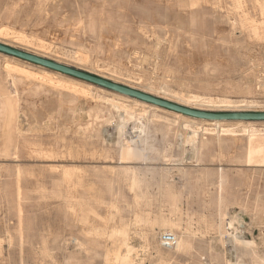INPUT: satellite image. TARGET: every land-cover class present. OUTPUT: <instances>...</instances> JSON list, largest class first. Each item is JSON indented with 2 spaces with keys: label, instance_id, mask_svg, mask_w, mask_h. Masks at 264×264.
Returning a JSON list of instances; mask_svg holds the SVG:
<instances>
[{
  "label": "rangeland",
  "instance_id": "obj_1",
  "mask_svg": "<svg viewBox=\"0 0 264 264\" xmlns=\"http://www.w3.org/2000/svg\"><path fill=\"white\" fill-rule=\"evenodd\" d=\"M249 1L0 0V44L187 108L264 112V19ZM29 64L0 53V264H264V151L247 163L244 132L264 123L182 120ZM169 230L184 253L162 247Z\"/></svg>",
  "mask_w": 264,
  "mask_h": 264
},
{
  "label": "bare ground",
  "instance_id": "obj_2",
  "mask_svg": "<svg viewBox=\"0 0 264 264\" xmlns=\"http://www.w3.org/2000/svg\"><path fill=\"white\" fill-rule=\"evenodd\" d=\"M201 1V0H200ZM207 1H209V0H207ZM224 1V0H223ZM227 1H229V0H227ZM240 0H238V2H239ZM197 2H198V0H191V4H192V6H195L196 4H197ZM236 2V1H235ZM237 2V4H239ZM249 2H252V6H253V9H255V10H257V12H258V10H259V13H260V17H262L263 19H264V0H250ZM229 3V2H228ZM243 3V2H242ZM170 4V3H169ZM187 4V3H186ZM188 4H190V2L188 3ZM236 4V5H237ZM251 5V4H250ZM226 6V5H225ZM40 7V6H39ZM200 7H201V5H200ZM243 7V6H242ZM241 6H240V8H242ZM221 8H222V6H221ZM226 8V7H225ZM181 10H182V8H180ZM201 9V8H200ZM237 9H239V8H237ZM245 9V8H244ZM243 9V10H244ZM249 10V9H248ZM179 11V10H178ZM192 11V10H191ZM236 11H238V10H236ZM246 11V10H245ZM244 11V12H245ZM10 12H12V11H10ZM243 12V13H244ZM258 13V14H259ZM8 14V13H7ZM257 14V13H256ZM250 16V15H249ZM258 16V15H257ZM244 17H246L245 18V20L248 22V18H247V14L244 16ZM9 18V17H8ZM85 18V17H84ZM261 18V19H262ZM191 19H193V18H191ZM198 19V18H197ZM244 19V18H243ZM251 19V18H250ZM231 20V19H230ZM240 20V19H239ZM254 20V19H253ZM102 21V20H101ZM234 21V20H233ZM242 21V20H241ZM252 21V20H251ZM257 21H260V20H257ZM264 21V20H263ZM101 23V22H100ZM233 23V22H232ZM241 23V22H240ZM244 23V22H243ZM251 23V22H250ZM261 23H263V22H261ZM253 24V23H252ZM193 25V24H192ZM248 25V24H247ZM102 26V25H101ZM239 26V25H238ZM257 26V25H256ZM259 26H260V24H259ZM82 27V26H81ZM152 27V26H151ZM191 27V26H190ZM93 28V27H92ZM144 28V27H143ZM146 28V27H145ZM240 28V27H239ZM243 28H245V26L243 27ZM76 29H78V28H76ZM81 29V28H80ZM89 29V28H88ZM166 29V28H165ZM169 29V28H168ZM167 30V29H166ZM235 30V29H234ZM91 31H93V30H91ZM141 31V30H140ZM245 31H247V30H245ZM100 32H101V30H100ZM167 32V31H166ZM84 33V32H83ZM245 33V32H244ZM246 34V33H245ZM247 37V36H246ZM167 38V37H166ZM100 41V40H99ZM163 41V40H162ZM159 42V41H158ZM160 43V42H159ZM161 43H163V42H161ZM176 45V44H175ZM161 46V45H160ZM168 46V45H167ZM162 47V46H161ZM159 48V47H158ZM164 49V48H163ZM8 59V58H7ZM14 60V59H13ZM17 61V60H16ZM19 61V60H18ZM22 61V60H21ZM23 62H25V61H23ZM16 64V63H15ZM29 65H31V64H29ZM17 65H15V66H13V65H11L10 63H8L7 64V66H6V69L12 74V72L13 73H18V74H20V75H22L23 77H32L33 76V74L31 73V72H29V70H27L26 68H23V66H22V68L21 67H16ZM38 67H40V66H38ZM36 68V67H35ZM41 68H43V67H41ZM38 69V68H37ZM43 69H46V68H43ZM42 69V70H43ZM46 71V70H45ZM41 73V72H40ZM48 74V73H47ZM50 76V75H49ZM66 77V76H65ZM28 78H26V79H28ZM14 79H15V77L13 78V84H15V81H14ZM48 80V79H47ZM51 80V79H50ZM57 79H55V81H56ZM63 82V81H62ZM73 85V84H72ZM13 86V85H12ZM75 86H77V85H75ZM262 86V85H261ZM264 86V85H263ZM262 86V87H263ZM90 87V86H89ZM14 88V87H13ZM86 89H88V88H86ZM252 89V88H251ZM90 90V89H89ZM88 90V91H89ZM249 90V89H248ZM108 91V90H107ZM17 93V92H16ZM252 93V92H251ZM74 95V94H73ZM123 97V96H122ZM123 98H126L125 96L123 97ZM199 98V97H198ZM129 100V99H128ZM136 100V99H135ZM200 100V99H199ZM120 101V100H119ZM137 104H139V105H147L146 103H144V102H141V101H139V100H136L135 101ZM226 102H228V101H226ZM250 103V102H249ZM227 104V103H226ZM114 105H116V104H114ZM149 105V104H148ZM150 106H152V107H155V108H157L158 109V107H156V106H153V105H150ZM118 107V106H117ZM150 108V107H149ZM17 109H18V107H17ZM146 109V108H145ZM129 110V109H128ZM127 110V111H128ZM156 110V109H155ZM165 110V109H164ZM160 111V110H159ZM13 113H15V110H14V105H13V102H12V104H11V111L9 112V114L10 115H12ZM130 113H132V112H130ZM171 113V112H170ZM174 113V112H173ZM128 114V113H127ZM126 114V115H127ZM178 118H183V119H185V118H189V119H191V120H193V122H195V120L197 121L198 119H193V118H190V117H186V116H183V115H181V114H178V113H174ZM124 115H125V113H124ZM131 115V114H130ZM75 116V115H74ZM129 117H131V116H129ZM75 118V117H74ZM78 118V117H77ZM76 118V119H77ZM130 119V118H129ZM182 119V120H183ZM140 121V120H139ZM201 121V123L203 124L204 122H206V123H208L210 126H216V127H221L222 126V124H225V123H228V122H209V121H203V120H200ZM78 122V121H77ZM137 123V122H136ZM189 123V122H188ZM235 123V122H234ZM262 123H264V122H262ZM9 124V123H8ZM135 124V123H134ZM235 124H247L249 127L250 126H255V122H236ZM10 125V124H9ZM136 125V124H135ZM140 125H143V124H141L140 123ZM16 126H18V124L16 125ZM78 126V125H77ZM144 126V125H143ZM203 126V125H202ZM224 126V125H223ZM234 126V125H233ZM247 126V127H248ZM261 126V125H260ZM91 127V126H90ZM140 127V126H139ZM231 127V126H230ZM246 127V128H247ZM192 128V127H191ZM208 128H210V127H208ZM232 128V127H231ZM245 128V127H244ZM245 128V129H246ZM17 129V128H16ZM91 129V128H90ZM134 129V128H133ZM140 129V128H139ZM138 128H137V130H139ZM169 129V128H168ZM212 129V128H211ZM242 129V128H241ZM257 129V128H256ZM255 128L253 129H251L250 130V128H249V130H244V132L245 133H248L249 134V148H248V154H247V163H258V158L261 156V154L263 153V151H264V142H263V144H261L262 146H259L260 145V143L259 142H255L256 141V138H260V139H264V130L262 129H260V130H256ZM21 130V129H20ZM141 130V129H140ZM166 130V129H165ZM19 131V130H18ZM17 131V132H18ZM85 131V130H84ZM90 131V130H89ZM91 131H92V129H91ZM143 131V130H142ZM194 131H195V129H194ZM194 131H192L193 132V134L191 135V134H189L188 136H190L191 135V137H188V139H187V143L186 144H190V143H194L195 142V138H196V132H194ZM207 131H209V132H211L210 130H206V132ZM215 131H216V129H215ZM218 131V130H217ZM239 131V130H238ZM108 132V131H107ZM137 132V131H136ZM135 132V133H136ZM199 132V131H198ZM236 132L237 131H235V130H222V135H228V136H236V135H240V134H236ZM20 133V132H19ZM133 133H134V131H133ZM140 133H141V131H140ZM167 133V132H166ZM165 133V134H166ZM208 133V132H207ZM212 133V132H211ZM238 133V132H237ZM21 134V133H20ZM138 134H139V131H138ZM137 134V135H138ZM241 134H243V133H241ZM83 135V134H82ZM86 135H88L87 133H86ZM135 135V134H134ZM133 135V136H134ZM140 135H144L143 134V132L140 134ZM167 135V134H166ZM170 135V134H169ZM169 135H167V136H169ZM132 136V137H133ZM148 136V135H147ZM20 137V136H19ZM135 137V136H134ZM139 137V136H138ZM148 137H151V136H148ZM172 137V136H171ZM198 137V136H197ZM241 137V136H240ZM239 137V138H240ZM87 138H89V137H87ZM128 138V137H127ZM135 138H137V137H135ZM209 138V137H208ZM217 138H218V136L216 137V141H217ZM233 138V137H232ZM246 138V137H245ZM129 139V138H128ZM127 139V141H129ZM139 139V138H138ZM146 139V138H145ZM171 139V138H170ZM227 139V138H226ZM136 140V139H135ZM149 140H150V138H149ZM154 140V139H153ZM164 140V139H163ZM162 140V141H163ZM197 140V139H196ZM199 140V139H198ZM219 141H220V139H218ZM131 141V140H130ZM129 141V142H130ZM139 141H140V139H139ZM142 141V140H141ZM145 141V140H144ZM160 141H161V139H160ZM168 141V140H167ZM188 141L190 142V143H188ZM218 141V142H219ZM128 142V143H129ZM133 142V141H132ZM132 142H131V144H132ZM135 142V141H134ZM136 142H137V140H136ZM135 142V143H136ZM173 142V141H172ZM171 142V143H172ZM221 142L222 141H220V144H221ZM117 143V142H116ZM167 143V142H166ZM201 143V142H200ZM207 143V142H206ZM240 143V142H239ZM238 143V144H239ZM118 144H120V143H118ZM117 144V145H118ZM152 144V143H151ZM169 144H170V142H169ZM212 144V143H211ZM210 144V145H211ZM248 144V143H247ZM33 145H35V144H33ZM41 145V144H40ZM121 145V144H120ZM120 145H118V146H120ZM144 145H145V143H144ZM147 145V144H146ZM192 145V147H193V144H191ZM194 145H195V143H194ZM201 145V144H200ZM239 145H241V144H239ZM17 146V145H16ZM128 146V145H127ZM163 146V145H162ZM170 146V145H169ZM190 146V145H189ZM18 147V146H17ZM38 147H40L39 145H38ZM37 147V148H38ZM134 147H136V146H134ZM143 147V146H142ZM158 147V146H157ZM168 147V146H167ZM171 147H172V145H171ZM200 147V146H199ZM237 147V146H236ZM34 148V147H33ZM36 148V147H35ZM36 148V149H37ZM44 148V147H43ZM125 148V147H124ZM145 148H147V147H145ZM150 148H152L151 146H150ZM208 148H209V146H208ZM247 148V147H246ZM64 149V148H63ZM62 149V150H63ZM92 149V148H91ZM119 149V148H118ZM172 149V148H171ZM16 150V149H15ZM44 150H46L45 148H44ZM65 150V149H64ZM123 150V149H122ZM148 150V149H147ZM158 151H159V149H157ZM167 150V149H166ZM17 151V150H16ZM33 151V150H32ZM37 151V150H36ZM49 151H51V150H49ZM84 151V150H83ZM99 151V150H98ZM101 151V150H100ZM121 151V150H120ZM162 151V150H161ZM15 152V151H14ZM38 152V151H37ZM36 152V153H37ZM46 152H47V150H46ZM57 152V151H56ZM67 152V151H66ZM92 152H94V151H92ZM143 152H144V150H143ZM150 152V151H149ZM51 153V152H50ZM49 153V154H50ZM53 153H54V151H53ZM52 153V154H53ZM57 153H62V152H57ZM64 153V152H63ZM95 153V152H94ZM97 153V152H96ZM102 153V152H101ZM100 153V154H101ZM130 153V152H129ZM139 153V152H138ZM153 153V152H152ZM158 153V152H157ZM15 154V153H14ZM35 154V153H34ZM44 153H42V155H43ZM128 154V153H127ZM141 154H142V152L141 153H139V155L138 156H141ZM161 154V153H160ZM218 154V153H217ZM36 155V154H35ZM54 155V154H53ZM86 155H88V154H86ZM102 155H103V153H102ZM125 155V154H124ZM145 155V154H144ZM48 156V155H47ZM90 156H94L95 157V154L93 155H90ZM149 155H148V153H147V157H148ZM159 156V155H158ZM218 156V155H217ZM37 157V156H36ZM39 157H40V155H39ZM96 157H99V156H96ZM126 157V156H125ZM155 157V156H154ZM193 157V156H192ZM219 157V156H218ZM126 158H128V157H126ZM132 158H134V157H132ZM143 158V157H142ZM210 158V157H209ZM208 158V159H209ZM95 159V158H94ZM106 159V158H105ZM137 159H139L138 157H137ZM141 159V158H140ZM145 159V158H144ZM150 158H148V160H149ZM160 159V158H159ZM163 159H165V158H163ZM167 159V158H166ZM165 159V160H166ZM170 159V158H169ZM191 159V158H190ZM211 159V158H210ZM214 159V158H213ZM122 160V159H121ZM152 160H153V158H152ZM151 160V161H152ZM162 160V159H161ZM160 160V161H161ZM164 160V161H165ZM168 160V159H167ZM166 160V161H167ZM186 161V160H185ZM188 161V160H187ZM246 161H244L243 160V164H244V162H246ZM120 163V162H119ZM239 163H241V162H239ZM156 164V163H155ZM246 164V163H245ZM142 165V164H141ZM145 165V164H144ZM151 165V164H150ZM149 166V165H148ZM172 166V165H171ZM175 166V165H174ZM187 167V166H186ZM153 168V167H152ZM144 169H145V167H144ZM150 169V168H149ZM173 169V168H172ZM181 169V168H180ZM188 169V168H187ZM191 169V168H190ZM148 170V169H147ZM155 170V169H154ZM154 170H152V171H154ZM189 170V169H188ZM146 171V170H145ZM144 171V172H145ZM183 171V170H182ZM190 171V170H189ZM18 172V171H17ZM16 172V173H17ZM133 172H135V171H133ZM147 172V171H146ZM159 172V171H158ZM203 172V171H202ZM201 172V173H202ZM240 172V171H239ZM68 173H69V171H68ZM157 173V172H156ZM162 173V172H161ZM164 173V172H163ZM167 173H169V172H167ZM182 173V172H181ZM134 174V173H133ZM183 174V173H182ZM185 174V173H184ZM66 175V174H65ZM135 175V174H134ZM153 175V174H152ZM157 175V174H156ZM132 176V175H131ZM158 176H159V174H158ZM160 176H161V174H160ZM135 177V176H134ZM186 177V176H185ZM17 178V177H16ZM20 178V177H19ZM135 178H137V177H135ZM117 179V178H116ZM131 179H132V177H131ZM200 179V178H199ZM223 179V178H222ZM225 179V178H224ZM1 180V179H0ZM158 180H159V178H158ZM220 180V179H219ZM21 181H22V179H21ZM137 181H140V180H137ZM137 181H136V179H135V182L137 183ZM161 181V180H160ZM116 182V181H115ZM132 182V180L130 181V183ZM134 182V181H133ZM146 182V180L144 181V183ZM150 182V181H149ZM167 182V181H166ZM191 182V181H190ZM223 181H221V183H222ZM226 182V181H225ZM118 183V182H117ZM139 183V182H138ZM143 183V182H142ZM158 183V182H157ZM157 183H155V185L157 184ZM218 183H220V182H218ZM16 184V183H15ZM119 184V183H118ZM135 184V183H134ZM228 184V183H227ZM137 185V184H136ZM144 185V184H143ZM158 185H159V183H158ZM162 185H165V183L164 184H162ZM167 185V184H166ZM21 186V185H20ZM151 186V185H150ZM161 186V185H160ZM218 186H220V185H218ZM132 187V186H131ZM165 187V186H164ZM169 187V186H168ZM152 188V187H151ZM218 188V187H217ZM227 188V187H226ZM19 189H20V187H19ZM150 189V188H149ZM166 189H168V188H166ZM165 190V189H164ZM151 191V190H150ZM161 191V190H160ZM168 191V190H167ZM170 191V190H169ZM220 191V190H219ZM219 191H218V193H219ZM224 191V190H223ZM230 191V190H229ZM113 192V191H112ZM145 192H146V188H145ZM148 192V191H147ZM226 192V191H225ZM150 193H152V191L150 192ZM166 193H168V192H166ZM230 193V192H229ZM170 194V193H169ZM226 194V193H225ZM166 195V194H165ZM152 195H150V197H151ZM156 196V195H155ZM171 196H173V195H171ZM242 196H243V194H242ZM20 197H21V194H20ZM117 197V196H116ZM149 197V196H148ZM168 197H169V195H168ZM19 198V196L17 197V199ZM146 198V197H145ZM155 198H157V197H155ZM154 198V199H155ZM218 198H219V196H218ZM221 198V197H220ZM122 199H124V198H122ZM19 200V199H18ZM114 200V199H113ZM119 200V199H118ZM150 200V199H149ZM20 201V200H19ZM124 201V200H123ZM122 201V202H123ZM178 201V200H177ZM18 202V201H17ZM121 202V203H122ZM138 202V201H137ZM147 202V201H146ZM149 202V201H148ZM219 202V201H218ZM258 202H259V200H258ZM155 203V202H154ZM179 203V202H178ZM256 203H257V201H256ZM139 204V203H138ZM158 204V203H157ZM177 204V203H176ZM20 205V204H19ZM114 205V204H113ZM137 205V204H136ZM259 205V204H258ZM176 206V205H175ZM180 207V206H179ZM18 208H19V206H18ZM17 208V209H18ZM72 208V207H71ZM74 208V207H73ZM173 208V207H172ZM20 209V208H19ZM74 210V209H73ZM219 210V209H218ZM181 211V210H180ZM224 212H226V211H224ZM18 213V212H17ZM181 213V212H180ZM90 214V213H89ZM94 214V213H93ZM90 215H92V214H90ZM22 216V215H21ZM250 216V215H249ZM264 216V215H263ZM229 217V216H228ZM227 217V218H228ZM254 217V216H253ZM21 218V217H20ZM88 218H89V216H88ZM229 219V218H228ZM225 221H226V219H224ZM21 221V220H20ZM228 221V220H227ZM254 221H255V219H254ZM229 222V221H228ZM164 223V222H163ZM167 223V222H166ZM180 226V225H179ZM225 226H227L226 225V223H225ZM19 227H20V225H19ZM175 227H176V225H175ZM178 227V226H177ZM233 227V226H232ZM218 229V228H217ZM226 229V228H225ZM20 231V230H19ZM19 231H18V233H19ZM170 231V230H169ZM175 231V230H174ZM229 231H231V230H229ZM177 232V231H176ZM181 232V231H180ZM183 232V231H182ZM233 232V231H232ZM237 232V231H236ZM235 232V233H236ZM170 233H172V234H174V232L173 231H170ZM222 233V232H221ZM225 233H226V230H225ZM230 233V232H229ZM20 234V233H19ZM18 234V235H19ZM179 234H181V233H179ZM190 234V233H189ZM153 235V234H152ZM185 235V234H184ZM221 235V234H220ZM224 235V234H223ZM228 235V234H227ZM233 235V234H232ZM21 236V235H20ZM157 236V235H156ZM190 236V235H189ZM231 236V235H230ZM229 236V237H230ZM234 236V235H233ZM236 236V235H235ZM154 237V236H153ZM191 237V236H190ZM192 238H193V236H192ZM235 238V237H234ZM155 241H157V240H155ZM232 241V240H231ZM235 243H238V244H240V246L242 245V246H245V247H247V248H251V247H253V246H255V242L254 241H250V242H246V243H244V242H242V240L241 239H239V238H235V241H234ZM115 244V243H114ZM121 244V243H120ZM192 244V243H191ZM116 245V244H115ZM114 245V246H115ZM126 246V245H125ZM155 246H156V244H155ZM154 246V247H155ZM192 246V245H191ZM123 247V246H122ZM115 248H117V246L115 247ZM157 248V247H156ZM189 248V241L188 240H185V239H183V238H180L179 237V239H178V243H177V245H176V247L174 248V250L173 251H176V252H182V251H186L187 249ZM246 248V250H248ZM254 248V247H253ZM23 249V248H22ZM110 249V248H109ZM123 249H125V248H123ZM256 249V248H255ZM120 250H121V248H120ZM127 250V249H126ZM158 250H160V249H158ZM157 250V251H158ZM212 251V250H211ZM118 252H119V250H118ZM171 252V251H170ZM212 252H214L215 253V251H212ZM211 252V253H212ZM157 253V252H156ZM182 253H184V252H182ZM186 253V252H185ZM187 253H189V252H187ZM210 253V254H211ZM255 253V252H254ZM121 254V253H120ZM129 254V253H128ZM196 254V253H195ZM217 254V253H216ZM117 255V254H116ZM184 255V254H183ZM182 255V256H183ZM221 255V254H220ZM259 255V254H258ZM109 257V256H108ZM213 257V256H212ZM218 257V256H217ZM220 257V256H219ZM218 257V258H219ZM259 257V256H258ZM118 258H120V257H118ZM217 258V259H218ZM200 259V258H199ZM221 259H223L222 257H221ZM107 260V259H106ZM109 260V259H108ZM201 260V259H200ZM215 260V259H214ZM225 260V259H224ZM125 261V260H124ZM215 261H217V260H215ZM260 261V260H259ZM115 262V261H114ZM194 262V261H193ZM227 264H231V260H228V259H226V261H225ZM224 262V263H225ZM261 262V261H260ZM162 263V262H161ZM108 264V263H107ZM113 264V263H112ZM126 264V263H125ZM172 264V263H171ZM261 264H263L262 262H261Z\"/></svg>",
  "mask_w": 264,
  "mask_h": 264
},
{
  "label": "water",
  "instance_id": "obj_3",
  "mask_svg": "<svg viewBox=\"0 0 264 264\" xmlns=\"http://www.w3.org/2000/svg\"><path fill=\"white\" fill-rule=\"evenodd\" d=\"M0 53L73 77L75 79L98 86L100 88L109 90L111 92L120 94L122 96L136 99L146 104L153 105L158 108L165 109L174 113H178L193 119L209 121V122H255V123L264 122V112L213 113V112L195 110L169 102L161 98L154 97L152 95L146 94L144 92L126 86H122L110 82L108 80L70 68L68 66L61 65L59 63L52 62L44 58H40L33 54L20 51L11 48L9 46H5L3 44H0Z\"/></svg>",
  "mask_w": 264,
  "mask_h": 264
},
{
  "label": "built area",
  "instance_id": "obj_4",
  "mask_svg": "<svg viewBox=\"0 0 264 264\" xmlns=\"http://www.w3.org/2000/svg\"><path fill=\"white\" fill-rule=\"evenodd\" d=\"M160 242L165 250H174L178 243V237L172 233H164L160 238Z\"/></svg>",
  "mask_w": 264,
  "mask_h": 264
}]
</instances>
